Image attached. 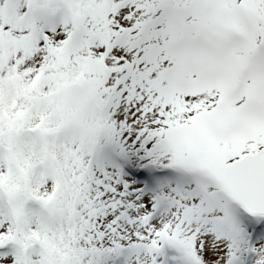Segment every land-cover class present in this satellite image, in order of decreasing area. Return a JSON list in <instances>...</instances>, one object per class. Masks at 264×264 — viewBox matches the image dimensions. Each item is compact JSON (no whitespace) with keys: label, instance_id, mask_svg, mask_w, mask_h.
<instances>
[{"label":"snow or ice","instance_id":"obj_1","mask_svg":"<svg viewBox=\"0 0 264 264\" xmlns=\"http://www.w3.org/2000/svg\"><path fill=\"white\" fill-rule=\"evenodd\" d=\"M0 264H264V0H0Z\"/></svg>","mask_w":264,"mask_h":264}]
</instances>
